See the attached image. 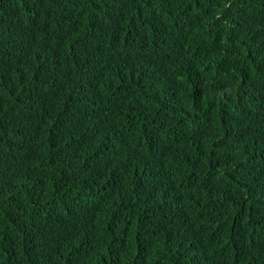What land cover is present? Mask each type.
<instances>
[{
	"label": "trees",
	"instance_id": "obj_1",
	"mask_svg": "<svg viewBox=\"0 0 264 264\" xmlns=\"http://www.w3.org/2000/svg\"><path fill=\"white\" fill-rule=\"evenodd\" d=\"M0 264H264V0H0Z\"/></svg>",
	"mask_w": 264,
	"mask_h": 264
}]
</instances>
